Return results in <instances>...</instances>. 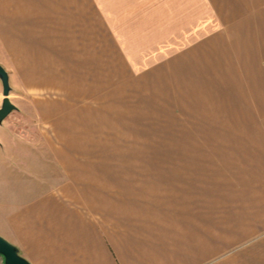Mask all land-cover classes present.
<instances>
[{"label":"crops","instance_id":"1","mask_svg":"<svg viewBox=\"0 0 264 264\" xmlns=\"http://www.w3.org/2000/svg\"><path fill=\"white\" fill-rule=\"evenodd\" d=\"M107 4L0 0L11 90L72 136L35 140L60 180L0 187V235L30 264H264V0ZM159 113L192 119L124 156V117Z\"/></svg>","mask_w":264,"mask_h":264},{"label":"rangeland","instance_id":"2","mask_svg":"<svg viewBox=\"0 0 264 264\" xmlns=\"http://www.w3.org/2000/svg\"><path fill=\"white\" fill-rule=\"evenodd\" d=\"M107 6L112 7L117 23L124 24V0H107ZM43 108L71 107V101L60 100L55 91L44 93ZM62 95V94H61ZM9 99L16 106L0 124V187L8 184L10 187L23 186L42 188L58 181L63 176V170L56 156L66 149L38 147L36 139L61 140L72 139L71 133L45 126L44 131L36 130L35 121L26 111L31 110L32 103L26 99L22 90L10 91ZM211 102V101H210ZM212 103V102H211ZM35 118V117H34ZM199 118V117H198ZM190 116H177L170 119L163 113L152 116L124 117V156L152 154L154 148L143 147L151 145V141L176 138L179 132L172 131L176 125L191 122ZM33 120V121H32ZM200 122V118H199ZM71 155V149H69ZM156 150V149H155ZM71 162L66 167L71 171ZM0 259L3 260L2 256Z\"/></svg>","mask_w":264,"mask_h":264},{"label":"water","instance_id":"3","mask_svg":"<svg viewBox=\"0 0 264 264\" xmlns=\"http://www.w3.org/2000/svg\"><path fill=\"white\" fill-rule=\"evenodd\" d=\"M0 83L2 89V100L0 104V124L7 115L16 107L9 99L11 86L7 71L0 65ZM0 256L4 264H30V262L20 255L18 248L0 235Z\"/></svg>","mask_w":264,"mask_h":264}]
</instances>
